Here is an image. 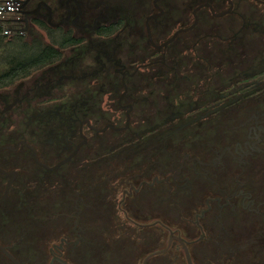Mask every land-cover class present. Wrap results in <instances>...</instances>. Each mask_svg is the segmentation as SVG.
I'll use <instances>...</instances> for the list:
<instances>
[{
  "label": "flooded vegetation",
  "instance_id": "flooded-vegetation-1",
  "mask_svg": "<svg viewBox=\"0 0 264 264\" xmlns=\"http://www.w3.org/2000/svg\"><path fill=\"white\" fill-rule=\"evenodd\" d=\"M23 11L78 42L0 88V264H264V0Z\"/></svg>",
  "mask_w": 264,
  "mask_h": 264
},
{
  "label": "trees",
  "instance_id": "trees-1",
  "mask_svg": "<svg viewBox=\"0 0 264 264\" xmlns=\"http://www.w3.org/2000/svg\"><path fill=\"white\" fill-rule=\"evenodd\" d=\"M40 26L48 28L45 21L35 20ZM50 43L40 40L28 42L24 35L8 37L0 34L1 59L10 63L8 69L0 74V88L10 86L47 63L59 59L60 47L65 48L78 42L63 32L48 29Z\"/></svg>",
  "mask_w": 264,
  "mask_h": 264
},
{
  "label": "built area",
  "instance_id": "built-area-1",
  "mask_svg": "<svg viewBox=\"0 0 264 264\" xmlns=\"http://www.w3.org/2000/svg\"><path fill=\"white\" fill-rule=\"evenodd\" d=\"M24 0H0V34L8 37L24 35L29 24L23 11Z\"/></svg>",
  "mask_w": 264,
  "mask_h": 264
},
{
  "label": "rangeland",
  "instance_id": "rangeland-1",
  "mask_svg": "<svg viewBox=\"0 0 264 264\" xmlns=\"http://www.w3.org/2000/svg\"><path fill=\"white\" fill-rule=\"evenodd\" d=\"M24 37H25V40L30 42V43L31 42L34 43V42H36V40H40L44 44L50 43L48 35L45 33V31H43L42 29L37 27L35 25V23H33V22L30 23V28L24 34ZM0 54H1V48H0ZM9 65H10V63L2 60L1 56H0V74L5 72L8 69Z\"/></svg>",
  "mask_w": 264,
  "mask_h": 264
},
{
  "label": "water",
  "instance_id": "water-1",
  "mask_svg": "<svg viewBox=\"0 0 264 264\" xmlns=\"http://www.w3.org/2000/svg\"><path fill=\"white\" fill-rule=\"evenodd\" d=\"M29 2V0H24V5H26ZM26 13L28 14L29 12L26 11Z\"/></svg>",
  "mask_w": 264,
  "mask_h": 264
}]
</instances>
